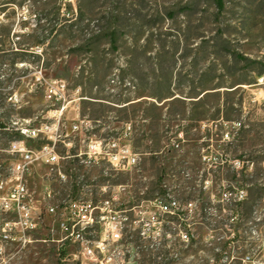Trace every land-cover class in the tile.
<instances>
[{
	"label": "rangeland",
	"instance_id": "1",
	"mask_svg": "<svg viewBox=\"0 0 264 264\" xmlns=\"http://www.w3.org/2000/svg\"><path fill=\"white\" fill-rule=\"evenodd\" d=\"M0 9V180L20 159L11 141L49 143L21 129L60 134L58 168L35 163L26 178L41 214L34 241L9 246L5 264H82L79 243L58 241L62 214L46 211L71 199H109L121 220V240L83 264H264V0H224L220 11L213 0H1ZM60 80L64 98L46 99L45 85ZM93 141L131 145L138 164L115 170ZM155 200L176 201L175 214ZM95 214L91 242L106 221Z\"/></svg>",
	"mask_w": 264,
	"mask_h": 264
},
{
	"label": "built area",
	"instance_id": "2",
	"mask_svg": "<svg viewBox=\"0 0 264 264\" xmlns=\"http://www.w3.org/2000/svg\"><path fill=\"white\" fill-rule=\"evenodd\" d=\"M62 80H60L61 82ZM66 84L61 82L58 86L52 83L45 85V97L48 100H60L64 98ZM65 109L63 105L59 110L62 113ZM56 125L41 124L32 128L21 129L22 134L29 138H36L44 135L49 143L40 148H30L23 139L10 142L7 151L16 154L20 159L13 163L10 176L0 180V215L11 214L12 218H3L0 222V264H5L6 250L11 245H22L34 241L31 233L38 229L41 214L36 215V207L26 185V178L33 164L45 163L51 169L58 168L59 155L55 149L56 141L60 138L57 134ZM78 128L77 125L74 126ZM54 129L56 131L54 132ZM128 132L125 134V136ZM89 148L93 153L103 154L109 164L118 171H127L138 164L137 154L131 145L119 146L117 142H112L110 148L103 149L101 142H91ZM44 161V162H37ZM59 174L66 177L61 171ZM53 197L51 188L44 193V198L50 200ZM161 209L168 213H175L178 207L176 201L164 202L155 200ZM110 200L102 201V206L95 204L91 200L71 199L61 205L50 204L47 207L48 214H62L59 220V228L63 236L58 241L65 243H79L80 251L74 253V259L82 264L84 260L98 261L100 251L103 255L109 250V246L121 240V220L117 219V214L110 208ZM101 209L104 215L101 216L104 222V230L101 239L97 242L86 240L85 233L96 222V210ZM128 219L127 216L123 217ZM46 240V239H45ZM44 240V241H45Z\"/></svg>",
	"mask_w": 264,
	"mask_h": 264
},
{
	"label": "trees",
	"instance_id": "3",
	"mask_svg": "<svg viewBox=\"0 0 264 264\" xmlns=\"http://www.w3.org/2000/svg\"><path fill=\"white\" fill-rule=\"evenodd\" d=\"M1 1V0H0ZM214 1V4H215V6H216V8L220 11V10H222L223 9V7H224V0H213ZM1 10V9H0ZM183 11H186V10H183ZM116 28H114L113 30H111L109 33H107V36H108V43H110V44H112V45H116V43H117V41H118V36H117V30H115ZM96 37L97 36H92V37H89V40H88V42L86 43V45H89V46H91V45H94L95 44V40H96ZM44 43V41L43 40H38L37 41V44H43ZM2 127H5L4 126V124L3 123H1L0 122V128H2ZM175 214V213H174ZM178 214H179V212H178ZM138 232H140V231H138ZM186 236V238H189L190 237V239L193 241L191 244H196L194 241H196V240H194L193 239V237H191L190 235H185ZM220 244H222V242H220ZM249 249H250V247H249ZM202 264H208V263H202ZM213 264H223V263H221V261H220V259L218 258V259H215V262L213 263Z\"/></svg>",
	"mask_w": 264,
	"mask_h": 264
}]
</instances>
